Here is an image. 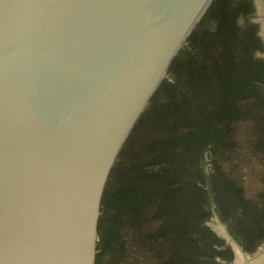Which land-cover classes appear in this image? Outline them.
Returning a JSON list of instances; mask_svg holds the SVG:
<instances>
[{
  "label": "water",
  "instance_id": "obj_1",
  "mask_svg": "<svg viewBox=\"0 0 264 264\" xmlns=\"http://www.w3.org/2000/svg\"><path fill=\"white\" fill-rule=\"evenodd\" d=\"M213 1L0 0V264H96L112 170Z\"/></svg>",
  "mask_w": 264,
  "mask_h": 264
},
{
  "label": "trees",
  "instance_id": "obj_2",
  "mask_svg": "<svg viewBox=\"0 0 264 264\" xmlns=\"http://www.w3.org/2000/svg\"><path fill=\"white\" fill-rule=\"evenodd\" d=\"M255 0H214L108 180L96 264H233L264 243V39Z\"/></svg>",
  "mask_w": 264,
  "mask_h": 264
},
{
  "label": "rangeland",
  "instance_id": "obj_3",
  "mask_svg": "<svg viewBox=\"0 0 264 264\" xmlns=\"http://www.w3.org/2000/svg\"><path fill=\"white\" fill-rule=\"evenodd\" d=\"M257 11L255 21L260 24V34L264 39V0H255ZM264 57V53L262 54ZM212 228L221 236L226 237L235 250V260L233 264H264V243L254 252H245L236 244L228 234L227 227L217 218L214 217L210 222Z\"/></svg>",
  "mask_w": 264,
  "mask_h": 264
}]
</instances>
